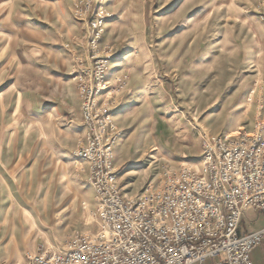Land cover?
<instances>
[{"label":"rangeland","instance_id":"374dc122","mask_svg":"<svg viewBox=\"0 0 264 264\" xmlns=\"http://www.w3.org/2000/svg\"><path fill=\"white\" fill-rule=\"evenodd\" d=\"M80 1L0 0V264H28L59 232L100 228L87 167L72 155L84 135L71 74L87 43ZM104 6L126 193L157 186L167 167L200 169L204 135L254 127L264 112V0Z\"/></svg>","mask_w":264,"mask_h":264},{"label":"built area","instance_id":"2783aa9c","mask_svg":"<svg viewBox=\"0 0 264 264\" xmlns=\"http://www.w3.org/2000/svg\"><path fill=\"white\" fill-rule=\"evenodd\" d=\"M76 7L87 43L83 55L73 53L84 135L72 155L87 167L102 228L73 235L60 250L40 245L28 264H253L264 227L243 232L241 224L248 209L264 216V112L248 131L204 135L200 169L164 168L157 186L129 195L116 166L121 131L117 90L107 78L112 50L103 47L112 15L104 0Z\"/></svg>","mask_w":264,"mask_h":264},{"label":"crops","instance_id":"0c3cea01","mask_svg":"<svg viewBox=\"0 0 264 264\" xmlns=\"http://www.w3.org/2000/svg\"><path fill=\"white\" fill-rule=\"evenodd\" d=\"M75 94L78 98L79 107H80V116H81V120H82L81 101H80L78 93L76 92ZM81 125H83V123ZM83 132H84V127H83ZM93 194H94L93 197L95 200L94 201V203H95L94 215L99 220V218L96 215L97 206H98V199H97V195H96V192L94 189H93ZM82 204L84 205L83 209L86 211V202L84 200H83ZM246 213L251 214V216L253 217V219L250 221V223L245 221ZM246 213H245V216H244V218L242 220V224H241V230L243 232H251V231H255V230H258V229L264 227V216L261 213H259L258 211H255L254 209H248L246 211ZM101 228H102V223L100 221V228H98V227L90 228V229L83 228V229L75 230V231L72 230L70 232L69 231L68 232L65 231L63 233L59 232L58 235H55L54 237H49V239H47L46 242L51 247L63 248L64 245L66 244V242L73 235L85 234V233L96 234L101 230ZM251 258H252L253 264H264V241L259 246H257L256 248H254L252 250Z\"/></svg>","mask_w":264,"mask_h":264}]
</instances>
